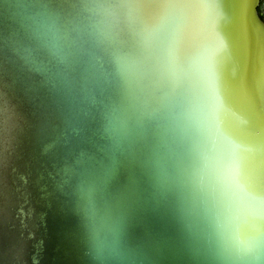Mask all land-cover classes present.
Returning a JSON list of instances; mask_svg holds the SVG:
<instances>
[{"label": "water", "instance_id": "1", "mask_svg": "<svg viewBox=\"0 0 264 264\" xmlns=\"http://www.w3.org/2000/svg\"><path fill=\"white\" fill-rule=\"evenodd\" d=\"M261 0H0V264H264Z\"/></svg>", "mask_w": 264, "mask_h": 264}, {"label": "flooded vegetation", "instance_id": "2", "mask_svg": "<svg viewBox=\"0 0 264 264\" xmlns=\"http://www.w3.org/2000/svg\"><path fill=\"white\" fill-rule=\"evenodd\" d=\"M258 12L260 16L264 19V0H261L260 5L258 6Z\"/></svg>", "mask_w": 264, "mask_h": 264}]
</instances>
